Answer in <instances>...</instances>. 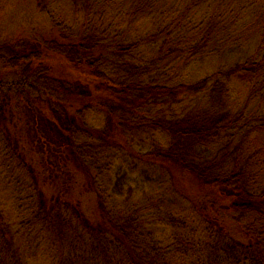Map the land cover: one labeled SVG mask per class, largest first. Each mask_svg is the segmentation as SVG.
Here are the masks:
<instances>
[{
    "label": "trees",
    "instance_id": "obj_1",
    "mask_svg": "<svg viewBox=\"0 0 264 264\" xmlns=\"http://www.w3.org/2000/svg\"><path fill=\"white\" fill-rule=\"evenodd\" d=\"M112 1L39 0L48 14L59 2L69 11L51 12L50 27L36 42L0 45V61L20 71L13 82L0 81V151L14 169H6L0 184L12 185L7 199L19 193L21 200L14 221L0 200V264H30L50 246L65 254L58 264H264V192L255 188L244 156L260 151L254 143L264 132V18L255 55L195 83H174L155 73L163 63L204 56L214 34L210 26H189L180 15L154 17L155 3L136 0L129 24L153 20V30L140 35L116 18L103 20L105 4ZM199 29L204 36L195 33ZM59 58L66 62L63 71L48 60ZM236 85L247 91L239 108ZM204 97L223 107L217 119L216 112L203 115L208 111L201 114L192 104ZM254 100H260L257 107H251ZM226 118L236 125L224 137L229 159L200 161L193 153L207 142L214 146L230 125ZM157 133L167 145L152 141L153 150L144 152ZM155 157L159 169L164 165L170 173L165 184L175 189L174 198L186 204L151 214L169 221L171 237L137 212L110 205L101 193L119 164L134 174ZM53 164L60 168L55 174ZM176 168L192 176L193 187L173 185ZM13 175L17 181H11ZM198 220L200 232L188 228ZM236 229L244 232L237 235ZM84 237L89 249L78 251Z\"/></svg>",
    "mask_w": 264,
    "mask_h": 264
},
{
    "label": "rangeland",
    "instance_id": "obj_2",
    "mask_svg": "<svg viewBox=\"0 0 264 264\" xmlns=\"http://www.w3.org/2000/svg\"><path fill=\"white\" fill-rule=\"evenodd\" d=\"M38 1L39 0H0V45L9 46V43L16 39L25 40L27 42H30L31 40L34 41L42 30H47L50 27L52 19L51 12L52 15H61L62 12L69 11L68 4H65L66 2H59L48 14L43 11V8ZM135 1L136 0H113L111 3H107V5L105 4L104 12L106 13V16L103 12V20H109L111 22L116 18V21H120L122 27L130 28L129 32L136 30L140 35L148 34L153 30V20H151V17H142L132 24V26L129 24V19L132 20L130 13L135 5ZM151 1L155 3L154 17L157 16L158 18L165 19L166 15H170V17L180 15L182 19H185V23H192L189 26L195 24L199 27L205 28L207 25L210 26L208 28L214 32L213 36L207 41L209 47L205 50L204 56L198 59L195 58L194 60H189L188 62L182 61L180 65L179 62H177L175 65H170L169 67H166L165 63H163L162 69L159 68V73H155L160 79L162 78L168 82L174 83H195L214 72L228 69L230 66L240 62L242 59L241 57H245V55L250 57L257 52L262 33V31L257 28L264 18V0ZM102 3L98 4L100 9H103L101 7ZM159 13H162V15H159ZM184 25L186 26V24ZM195 33L200 37L204 36L200 29L196 30ZM189 34L194 36L192 32ZM147 54L148 53H146V55ZM48 60L51 65H53L52 68L57 69V71H63V69L67 67L65 64L66 62H63L62 58H59L58 61L55 59ZM243 60H245V58H243L242 61ZM19 74L20 71L12 69L8 65H4L0 61V81L4 83L13 82L15 80L14 78ZM233 85L234 83L231 85V88ZM235 90L238 92V95L235 96L234 94V99L238 97L237 104L239 108V106L243 105V101L247 100L245 97L247 91L244 90L243 85H236ZM259 102L260 100H254V102L251 103V107H257L256 104ZM192 104L197 105L196 107L201 114L208 111L203 115L210 112H216V119L221 115L219 112H224L223 107H220L219 109L217 105H213L214 103L207 101L206 97L201 101L197 99ZM260 106L264 109V100L261 101ZM231 112L232 115H236L238 112L237 107ZM207 118L209 119L208 116ZM233 119L234 118L229 120L226 118L223 120L227 123L229 122L230 125H225L221 129L223 135L221 136L220 133L219 139L212 143L214 146L206 140L205 143L207 142V145H204L202 149H198L193 153L197 157L203 158L199 159L200 161H216V163H218V161H227V159H229L231 155L229 153L230 148L224 137H228L230 133L233 132L231 130H234V126H236ZM2 134L3 133L0 131V135ZM165 139L166 138L160 133H157L156 136H152V138L149 137L144 152L150 151L151 149L153 150L152 141H156L155 145L159 144L162 147L166 146ZM257 139L258 140L254 143V146L257 147V149H260V151H258L256 155L250 157H248L250 152L246 151V155L244 156L248 160L247 167H249V170L254 174L252 177L253 181H255L254 186L257 191L262 193L264 192V132ZM208 145H211L214 148ZM222 146H226V153L223 151L220 154H215V152ZM115 158L114 161L117 165L120 161V157L116 156ZM158 158L159 157H155L147 160V163L145 162V165L142 168H139L134 174L129 173V171L121 170L120 167L122 164H119V166L114 168L111 172L108 180H105L107 184H104L105 188H101V193L108 199V201H110V205L111 202L115 203L119 207H122V209L126 210L127 213H131L132 211L137 212V214L144 217L148 223L155 224L161 232H165L166 237H171L173 233H171L172 226L169 221L164 218L163 215L154 217L151 214L156 212V210L161 213L165 210H173V208L181 210L186 204L179 203L180 201L174 198L177 196L174 193L175 189L173 191V189L168 188L167 184H165V182H168L171 179V177L169 178L170 173L164 165H162L163 169H159L161 164L155 162ZM236 158L237 154H235V157L232 160ZM10 161L11 160L0 151V180L6 169L9 172H14V169L7 168ZM241 164H245L243 159L241 160ZM208 166L210 167V164H208ZM59 170L60 168L53 164V174L57 173ZM123 175H125L126 178H123ZM173 180V185L178 187H187L188 185L193 187L194 185L192 176L181 174L178 168L175 169ZM11 181H17L14 175L12 176ZM3 186V184H0V200L6 203L10 208L11 213L13 212L14 216L12 221H14L16 209L19 211V206L21 204V200L18 199L19 193H15L13 197L7 199L11 192L12 185L9 187ZM94 205L96 206V204ZM141 206L148 210L141 208ZM200 221L198 220L196 224L190 223L188 228L197 229L198 232H200V225H202L200 224ZM226 222L228 223L226 226H229L230 221L228 218H226ZM150 227L151 225L147 228L150 229ZM230 230H233V228H230ZM243 232L244 231L240 229L235 230L237 235H242ZM84 240L87 241H78V251L79 249H89V247H86L89 238L84 237ZM63 245L67 248L66 244L63 243ZM56 250L57 253L60 252L57 248ZM47 252V255H40L35 262H30V264H58L59 259L62 256H65L63 253L57 255L54 248L51 246ZM66 252L69 253L70 248H68ZM47 256L48 260H46Z\"/></svg>",
    "mask_w": 264,
    "mask_h": 264
}]
</instances>
